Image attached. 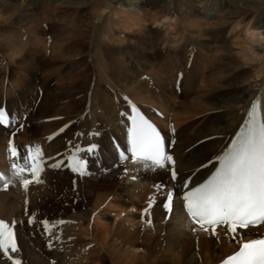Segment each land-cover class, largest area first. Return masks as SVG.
Here are the masks:
<instances>
[{
	"label": "bare ground",
	"instance_id": "obj_1",
	"mask_svg": "<svg viewBox=\"0 0 264 264\" xmlns=\"http://www.w3.org/2000/svg\"><path fill=\"white\" fill-rule=\"evenodd\" d=\"M17 1L19 0H0V20L11 27H27L34 39H40L37 36L40 28L33 13L29 11L28 6L31 4L45 5L49 2L56 3L59 8L91 9V12L74 21L67 20L69 16L66 12L61 15L54 14L53 18L50 16L41 21H50L57 32L54 40L51 41L52 37L41 40L47 54L44 51L41 53V46L33 39L29 40L24 32L17 42L18 52V46L22 45L23 39L28 41L29 48L14 63L21 64L22 71L32 76L21 79L23 84L13 87L14 91L8 89L4 97H1L9 113L7 127L14 119L11 113L17 114L30 95L32 102L29 111L34 108L39 98L36 115L42 109H46L48 113V120L41 127L24 120L29 128H23V132L32 130L33 138L8 134L9 130L5 131L0 126V137L5 139L4 144L0 143V183L8 182V188L6 185L4 190L0 188V221L7 223L9 229L12 222H17L16 231L13 229L15 243L18 245L17 253L21 250L19 235L29 229H25L20 223L23 215L21 210L27 201L21 200L20 205L19 200L11 198L12 195L19 196L15 194L16 189L20 191L15 183L18 177L21 178V163L17 159H21L22 153L21 148H18L17 154L11 158L6 142L13 137L16 146L20 147V139L24 138L22 142L33 145H26L30 148L36 143H46L45 156L58 151L61 136L70 129L51 140L49 134L64 123L58 125L59 119L71 112H76V115L71 116L73 125L79 130V134L82 133L77 137L82 141L79 145L91 142L100 144L88 156L90 160L87 170L94 173L100 168H109L106 174L110 177L121 171L110 166L118 162L125 177L133 180L119 181L123 185L115 192L107 187L103 190L105 194L98 192L95 203L87 211L89 215L96 212V215L105 217L108 210L102 203L113 194L117 195L114 201L122 206L133 205L138 209H147L142 217L145 219L147 216V224L142 230L125 223L127 221L117 224L115 229H112V224L103 226L104 234L98 240L97 247V239L92 235L91 244L90 241L84 243L86 248L74 250L73 257L69 253L68 258L73 264H79L75 259L85 255L91 264L96 259L95 254L101 250L104 251L99 254L101 264H214L234 251L241 242L258 238L264 233V223L248 229H238L235 240L225 225L215 226V234L213 227L205 231L187 215L180 198L184 189L207 175L216 163L212 159L219 156L229 147L232 139L236 138L246 119L249 105L256 97L260 99L264 122V0H29L28 6L16 4ZM164 6L166 11L160 17L157 18V13H144V20L142 11L150 7ZM146 22L150 25L146 26ZM91 29L98 37L87 48L86 38ZM119 29L126 33L125 40L127 39L131 50V53L126 52L123 55L125 64L121 61V55L128 48L119 46L117 50L118 43L122 42ZM65 30L67 34L62 37L61 32ZM105 34L108 35L107 38L103 37ZM71 39L74 44L68 47L66 42ZM64 44L65 49L60 53L63 60L84 50L93 55L90 56V61L96 79L92 85L93 90H89L90 93L85 96V106L84 95L76 102L73 97L63 96L67 92L71 93V90L66 89L68 84L63 82L70 80V85L76 79L68 78L70 76L65 79V74L62 75L59 81L64 86L63 91L55 94L53 91L58 88L49 91L51 80L37 76L40 72L37 71L39 63L50 53V60L52 53L57 56L56 50ZM153 50H157L156 55ZM73 51L77 53L73 54ZM197 60L202 61V64L199 65L201 62ZM52 70L55 71L54 68ZM208 76L213 78L204 86L201 77ZM37 86H40V91ZM124 96L127 98L124 99ZM130 101L135 102L140 111L154 121L163 133L166 149L175 158L174 167L178 173L176 181L149 162L131 158L120 162L117 159L112 141L123 144L129 128V117L134 109L129 105ZM61 102L64 106L60 105ZM22 113L23 111L19 118H22ZM43 130L46 131L42 132ZM88 130L98 134L90 136L86 132ZM72 146L73 144L67 146V150ZM25 157H22L23 161ZM210 160L212 161L207 163ZM48 172L53 175L61 173L54 171V168ZM42 174L37 179H32V184L27 187L35 186L32 198H23L33 205L45 192L46 185L43 184L47 182L43 183L45 179L41 181ZM157 185L161 187L158 188ZM170 191L174 192V197L172 211L167 213L161 201L165 200ZM150 203L152 207H149ZM85 213L73 216L77 221L80 219L78 224L81 219H85ZM128 215L134 216V213ZM137 216L141 219V216ZM108 234L113 237L109 239ZM64 235L60 247L64 243H78L77 240L66 241V234ZM136 249L143 251L138 252ZM16 252L9 249L11 259H8L0 250V264H12V255L15 256ZM27 254L38 262L46 257L43 249L37 250L32 244L27 246ZM20 264H23L21 260Z\"/></svg>",
	"mask_w": 264,
	"mask_h": 264
},
{
	"label": "rangeland",
	"instance_id": "obj_2",
	"mask_svg": "<svg viewBox=\"0 0 264 264\" xmlns=\"http://www.w3.org/2000/svg\"><path fill=\"white\" fill-rule=\"evenodd\" d=\"M27 1H29V0H19V1H17L16 4H22L24 6L25 5L28 6L29 3ZM39 4L40 3H38V5H37V3L31 4L30 6H28V8H29V11L31 13H33V16L36 20L37 25H39V28H40L39 31L40 32L39 31L37 32V34H38L37 36H40V39L36 38V37L34 39L33 38L34 35H32L31 32H28L26 29L27 27L25 28V26L23 27L20 25H14L13 27H11L10 25H5V24H7V22L3 23L0 20V43H1L0 44V103L2 101L1 97H4V94L7 93L5 91H7L8 89H10V91H14L13 87L19 86L18 84H20V83L23 84V82L20 81L21 79H24V78L29 79L32 76V75L30 76V74H26L24 71H22V68L20 67L21 64L14 63L16 61V59L23 57L24 54H22V53H24V51H26L29 48L28 47L29 44H27L28 41L26 39H23L21 42L22 45L18 46V48H20V50L18 52L17 42H18V39L21 37V34H23V32H24L27 34V38L29 40L33 39L34 42L36 41L35 43L38 44L39 47L41 46L40 47L41 53H43L44 50H43L41 40H43V38L46 40L48 37H52L51 38V41H52L55 39L56 33H57L55 28H54L55 26L52 27L51 26L52 24H50L51 23L50 21H46L47 23H45L44 21L41 22L43 19H45L46 17H50V16H51L50 18H53L52 15H54V14L61 15L62 13L66 12L65 14L69 16L67 18V20L68 21H72V20L74 21V20H77L80 17L84 16L85 14H88L89 12H91L90 11L91 9H89V8L86 9L84 7L83 8L82 7H79V8L69 7L67 9L65 7L59 8V6L56 3L51 4L48 2V4H45V5H39ZM39 6H42V7H39ZM54 7H55V9H54ZM119 10H123V9L119 8ZM149 10L151 12H149ZM165 11H166L165 6L164 7H158V8L150 7L148 9H145L144 12L142 11V15L144 16V20H145L146 16L144 15V13H146V14L150 13L152 15V12H153V15L155 13H157L156 16L158 18L162 14H164ZM164 23H165V21H164ZM63 25L64 24H61L62 27H64ZM145 25L149 26L150 24H149V22H146ZM118 31L120 32L119 35L120 36L122 35V37H121L122 42L118 43L117 50H119V46H120V48H122V46H127V48H128V50H126V51L124 50V52L121 55V61H123V58L125 57V56L123 57V55H125L126 52L131 53V50H130V46H128V44H127V39L125 40L126 33L124 32V30L119 29ZM28 33H30V34H28ZM66 34H67L66 30L61 32L62 37H65ZM90 34H91V37H90ZM148 34L152 35V33H148ZM1 35L5 36V37L2 38ZM62 37H60V38H62ZM96 37H98V35L95 32H92V29H91L90 33L88 34V38H86V44H87L86 47L87 48L91 45V42H94ZM103 37L107 38L108 35L105 34ZM241 38H242V36H241ZM66 43H67V46L69 47L70 45L74 44V40H72V39L67 40ZM8 44H11L12 46L9 47ZM65 45L66 44H64L62 47H60L58 50H56L57 54H58L57 56H56V53H52V59L50 60V59H48V57H50L49 56L51 54L50 53L42 62L39 63L37 71H40V72L37 73L38 74L37 76L38 77L40 76L41 78L43 77L45 79L47 78V80H51V85H50L51 88L49 91L51 92V90H53V89L55 90L56 88H58L55 91H53L55 94L58 91H61L64 87V86H62V84L59 81L61 79L62 75L65 74V76H66L65 79H67V76H70L68 78L76 79L70 85H69L70 80H66V82L65 81L63 82L64 84H68L66 89L71 90V93L67 92L66 94H63V96L64 97L68 96L69 98L73 97V99L76 102V101H79L81 99V96H83V95H84V98H85V96L87 97L88 93H90V91L93 90L92 85H93V83H95V79H96L95 74H94V69H93V66H92L91 61H90L91 57H93V55L87 53L86 50H84L81 53H77V52L73 51V54L77 53V55L66 57L63 60V58L60 57L61 56L60 53L62 50L65 49ZM45 46H46V43H45ZM95 47L97 48L98 46H95ZM44 52L46 53L47 51H44ZM156 52H157V50H153L154 55H156ZM124 60H125V58H124ZM159 60L160 59H158V61ZM197 62H201V63H199V65L202 64V61L197 60ZM123 63L125 64L124 61H123ZM53 68H54V70L56 68L57 69L55 71H53L52 70ZM21 72L24 74V76ZM212 78H213L212 76L201 77L202 84H204V86H205L210 80H212ZM90 83H91V85H90ZM12 84H13V86H12ZM29 84H30V82H29ZM39 87L40 86H37L36 88L38 90H41ZM57 96H59V95H57ZM85 101L83 104L84 106L86 105L85 103H87L86 98H85ZM31 102H32V100H31V95H30L29 98H27L26 103H24L21 106V109H20V111L17 112V114L11 113L13 118H14L12 130H15L14 131L15 133L17 131V135L20 134L24 138H25V136L26 137H28V136L33 137L34 134L31 133L32 130L29 131V134H28L27 130L24 133L22 126L20 127V125H19L20 123H18V121L21 120V119H19V114L21 115V111H23V113H22L23 117L22 118H24L29 113V115L32 116V118L30 119V122L32 121L31 122L32 124H37L40 127H41V125L43 126V122L48 120L47 119L48 113L46 112V109H42V111H40V113H38L37 115L35 113L36 107L39 103V98H37L34 108L31 111H29L30 107H31L30 106ZM60 105L64 106V104H62V102L60 103ZM82 111H84V110H82ZM75 113L76 112H74V113L71 112V113L65 114V116L62 115L63 118L59 119V122L62 123L63 121H66L67 119H72V117ZM41 115H42V117H40ZM82 120H81V122H82ZM28 121L29 120H27V122ZM18 125H19V127H18ZM72 127H74V125ZM5 131H7V130H5ZM45 131L46 130H43L42 132H45ZM71 131H73V129ZM26 134H28V135H26ZM24 138H21L20 141L22 142V140ZM0 140H1L0 143L4 144V140H5L4 137L3 138L0 137ZM62 142H63V140L61 141V143ZM59 145L57 146V149H59ZM119 169H121V171H118V173H116V175L114 174V175H111L110 177H109V174H106L107 171L105 169H102V170H100L101 172H98V174L94 172L93 174H86L83 177H79V178L78 177H75L72 179L66 178L67 180L63 179V176H61V174H56V175H52V176L50 174H45L43 178L46 181L44 179H42V182L44 180L43 183H45V182H47V183H45V184L41 183L44 186L46 185L44 188L45 189L44 195H41V197L38 198L40 200L35 201L34 205L32 203H28V200L23 199V198L24 197L32 198L33 194L35 193V189H34L35 186L32 185L29 188L25 189V187L20 188L17 185V183H15V185L17 186L16 188H19L20 191L14 187H12V188L14 190L16 189L15 194H18L19 196L12 195L11 198L15 197L17 200H19L20 205H22L21 200L27 201V203H25L26 205L25 206L23 205V210H21L23 215L21 217L20 223L22 224V226L25 229L29 228V227H26L25 219H27L28 217H31V216H34L38 219H42V218L45 219L46 218L47 222L52 221V222L59 223L61 221L62 225L66 224L68 222L65 226L62 227L63 232H64L62 234L63 235L62 237H64L65 236L64 234H66L65 239H67L68 242L77 240L78 243L77 242L64 243V244H62V247H60L61 240L56 241V243H55L56 248L55 249H56V252L58 254H60V251H63L62 248L64 247V254L61 255V258H63L64 260H62V262L59 261L58 262L59 264H71L72 262H70V260L68 258L69 253H71V255L73 257L74 256V250L77 251V250H82L84 247L86 248L85 244L88 243L89 241H90V244L92 242V240H91L92 235H94L97 239L95 241L96 242L95 245L97 247V245L99 244L98 240L101 238V235L104 234V230L102 228L103 226H110L112 224L111 225L112 229H115V226L117 224L127 221L125 223H128L130 226H132L138 230H142L143 227L145 226V224H147V222L145 221L143 223V226H140V222L138 224L139 217L137 215H138V213L141 212V210H139L136 207L137 209L132 211V208L135 207L133 205L122 206L118 202L114 201L116 199L117 195L116 194L114 195L113 193H112L113 195L108 196V198H106L104 203H102V205L104 207H106V209L108 210V214L105 215V217L96 215L95 214L96 212L91 213L90 215L88 213L89 212L88 210L91 209L93 203H95V199L97 198L98 192H102L103 194H105V192H104L105 187H107V189L110 188L111 190H113L115 192L118 187L120 188V186L123 185V183L120 184L119 181H127V180L133 181V180H130V178L125 177V175L122 173V168H119ZM100 173H104V174H100ZM120 174H122V175H120ZM53 182H54V184H53ZM24 207H26V208H24ZM83 212L84 213L87 212V213H85L86 217L84 216L85 219H81V223L78 224V222H80L79 221L80 219H78V221H77V220H75V218H73V216H75L79 213H83ZM133 213H134V216L128 215V214H133ZM88 215H89V219H87ZM30 219H35V218H30ZM133 219H134V221H133ZM62 225H60V226H62ZM22 226H19V227L23 229ZM55 227H56V230H54L55 231L54 236H56V238H58V236L61 235V230L58 226H55ZM26 231L27 230H25L23 234L19 235V242H20V248H21V250L19 251V256H20V259L23 262V264H52L50 262V260L53 259V256H54L53 254H47V256L44 258L45 260L42 259L41 262H38L37 260L33 259L31 256H29L27 254V246L28 245H31V244L34 245L36 247V249L38 250V249H41L40 245L45 244L44 242L47 243V240L42 239V237L39 238V235L37 236L38 239L35 238L36 237L35 235H34V237L33 236L31 237L32 234L31 233L26 234L25 233ZM129 231H132V230L129 228ZM108 235L110 237L109 239H111V237H113L112 234H108ZM62 237H61V239H62ZM75 238H77V239H75ZM37 240H38V242H37ZM136 250L138 252L143 251L142 249H136ZM100 252L104 253L103 250H101ZM100 252L95 254L96 259L92 260L91 264H101V262L99 260L100 259L99 258ZM89 261L90 260L88 259L87 255H85V257L84 256L83 257L78 256V259L77 260L75 259V262H79V264H89L90 263Z\"/></svg>",
	"mask_w": 264,
	"mask_h": 264
},
{
	"label": "snow or ice",
	"instance_id": "obj_3",
	"mask_svg": "<svg viewBox=\"0 0 264 264\" xmlns=\"http://www.w3.org/2000/svg\"><path fill=\"white\" fill-rule=\"evenodd\" d=\"M4 113L0 112V121ZM130 151L134 158L142 162H150L160 169L166 162L171 164L170 179L176 181L178 173L174 167L173 157L165 152V141L157 129L148 121L133 117V127L129 132ZM89 148L88 151H92ZM13 155L16 150L12 148ZM39 155V153H38ZM122 158L123 154H122ZM33 160L31 174L37 176L42 171V164L28 156L25 160ZM219 167L206 183L189 189L182 195L185 207L194 223L205 231L216 225H225L237 239L238 229H248L264 223V123H250L232 142L231 147L218 158ZM52 167L59 168L58 162ZM73 171L83 168V163L77 161L70 165ZM39 182V181H37ZM25 189L29 180L23 181ZM161 187V185H157ZM174 192H168L162 207L171 213ZM152 207V204H149ZM147 211V209L145 210ZM30 219L28 223H32ZM48 230V222H43ZM151 223V221H149ZM195 230V229H193ZM242 240V235L240 236ZM0 249L5 253L11 249L18 251L14 233L0 221ZM14 264H20L14 261ZM222 264H264V238L243 242L240 249L227 257Z\"/></svg>",
	"mask_w": 264,
	"mask_h": 264
}]
</instances>
